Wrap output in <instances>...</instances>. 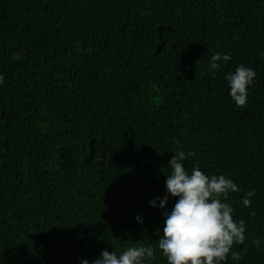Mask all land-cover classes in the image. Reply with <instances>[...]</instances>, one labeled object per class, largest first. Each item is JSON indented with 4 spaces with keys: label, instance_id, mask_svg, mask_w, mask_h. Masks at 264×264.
Listing matches in <instances>:
<instances>
[{
    "label": "trees",
    "instance_id": "obj_1",
    "mask_svg": "<svg viewBox=\"0 0 264 264\" xmlns=\"http://www.w3.org/2000/svg\"><path fill=\"white\" fill-rule=\"evenodd\" d=\"M216 53L230 60L212 69ZM239 64L257 72L243 107L225 81ZM1 112L0 264L119 255L125 232L89 215L105 203L133 209L147 264H168L149 201L178 150L239 187L221 200L246 239L221 264H264V0H0Z\"/></svg>",
    "mask_w": 264,
    "mask_h": 264
},
{
    "label": "clouds",
    "instance_id": "obj_2",
    "mask_svg": "<svg viewBox=\"0 0 264 264\" xmlns=\"http://www.w3.org/2000/svg\"><path fill=\"white\" fill-rule=\"evenodd\" d=\"M227 54L216 53L210 57V67L218 69L220 61H228ZM257 72L254 68L239 64L234 72L225 75L228 95L238 107L245 106L248 90L253 85ZM187 159L183 151H176L170 157L165 175V193L149 201L153 207L159 200V209L164 217L162 235L158 248L168 264H221L239 259L232 249L234 243L243 244L246 239L244 220L233 218V207L221 200L229 192L239 191L238 185L224 175L204 173L198 166L191 172L182 161ZM254 192L242 197L244 206H249ZM177 198L171 209L166 207L169 198ZM142 222L139 215L135 217ZM259 245L260 241H255ZM156 252L151 244L127 247L117 255L116 251L104 249L100 255L89 261L80 259V264H147ZM228 258V259H227Z\"/></svg>",
    "mask_w": 264,
    "mask_h": 264
},
{
    "label": "rangeland",
    "instance_id": "obj_3",
    "mask_svg": "<svg viewBox=\"0 0 264 264\" xmlns=\"http://www.w3.org/2000/svg\"><path fill=\"white\" fill-rule=\"evenodd\" d=\"M7 121H8L7 112H1L0 127L2 126L5 129H7ZM254 143L255 142L253 139L243 150L251 148ZM119 209L123 210L124 217L117 220L116 212ZM135 213L136 212L133 209H129L123 205H120L119 207H115L105 203L102 205V207L95 205L92 212L89 215L91 217L100 218L105 221L114 222L118 227H120L125 232V235L123 237L126 239L125 241L122 242V250H117V252H120L126 250L127 247L151 244V242L147 238L145 228H142L135 223V215H136ZM77 229L83 230L84 227L78 226ZM110 229L114 230V227H111ZM151 246L154 248L153 245ZM106 247L108 248L109 251L112 250L115 251L113 245L107 244ZM163 259L166 261L165 256L163 257ZM149 262L150 261L148 260L147 263Z\"/></svg>",
    "mask_w": 264,
    "mask_h": 264
}]
</instances>
